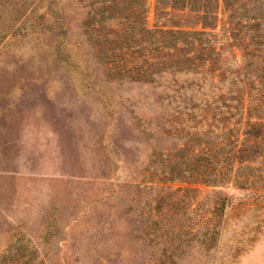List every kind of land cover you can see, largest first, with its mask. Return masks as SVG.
Masks as SVG:
<instances>
[{
    "label": "rangeland",
    "instance_id": "obj_1",
    "mask_svg": "<svg viewBox=\"0 0 264 264\" xmlns=\"http://www.w3.org/2000/svg\"><path fill=\"white\" fill-rule=\"evenodd\" d=\"M157 4L147 0L153 30L166 23ZM108 6L0 0V264H264V182L213 187L170 175L168 154L212 104L209 86L135 73L147 34ZM221 10L218 67L246 66V90H261L248 92L259 100L255 111L246 100L242 123L264 124V62L257 85L256 58L224 32ZM257 13L264 34V0ZM248 165L235 176L264 174V157Z\"/></svg>",
    "mask_w": 264,
    "mask_h": 264
},
{
    "label": "trees",
    "instance_id": "obj_2",
    "mask_svg": "<svg viewBox=\"0 0 264 264\" xmlns=\"http://www.w3.org/2000/svg\"><path fill=\"white\" fill-rule=\"evenodd\" d=\"M262 2L158 0L157 13L166 16V23L153 30L147 27V0H103L109 5L107 8L120 11L116 18L122 26L131 23L133 30L136 23H140V31L147 34L148 39L146 36L139 39L140 44L145 42L146 51L142 57L134 59L135 73L150 80H153V75L161 73L190 74L193 77L191 85L198 87V92L209 86L208 97L212 104L207 103L209 106L206 104L207 107L202 109V115L198 117L203 118L194 121L192 128L195 131L186 137L184 145L168 154L176 161L174 170L170 172L175 179L213 187L236 179L242 187L264 182V174L258 178L248 173L235 176L239 168L250 167L249 163L264 157V124L258 121L242 123L241 119L246 100L251 104L248 110L255 111L258 104V96H250L249 93L260 94L261 89L254 86L251 91L246 90L245 65L230 72L218 67L221 57H216L217 49L213 45V31L218 25L221 7L224 32L235 45L242 47L246 56L256 58L250 63L255 64L253 77L259 85L258 67L264 62V34L259 31L263 17L257 13V5ZM249 7L252 8L248 10ZM192 17L197 22L188 25L187 21ZM126 32L122 31L125 36ZM227 79L231 80L230 87L222 89L217 86ZM171 84L172 87L178 86L177 81ZM182 89V86L178 88L179 91ZM196 108L198 106L191 103L188 110L193 112ZM178 157L184 160L185 167L177 163Z\"/></svg>",
    "mask_w": 264,
    "mask_h": 264
}]
</instances>
